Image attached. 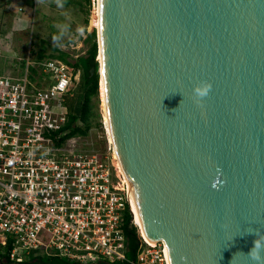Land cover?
I'll return each mask as SVG.
<instances>
[{
  "label": "water",
  "instance_id": "95a60500",
  "mask_svg": "<svg viewBox=\"0 0 264 264\" xmlns=\"http://www.w3.org/2000/svg\"><path fill=\"white\" fill-rule=\"evenodd\" d=\"M113 145L168 264L264 246V0H96ZM99 56L101 60H99ZM210 85L206 97L194 88ZM264 256V251H262Z\"/></svg>",
  "mask_w": 264,
  "mask_h": 264
},
{
  "label": "built area",
  "instance_id": "2783aa9c",
  "mask_svg": "<svg viewBox=\"0 0 264 264\" xmlns=\"http://www.w3.org/2000/svg\"><path fill=\"white\" fill-rule=\"evenodd\" d=\"M75 72L58 58L27 57L18 74L0 73V253L14 263L38 256L124 261L127 212L138 236L129 262L168 264L164 242L140 231L99 92L98 122L86 134L64 127Z\"/></svg>",
  "mask_w": 264,
  "mask_h": 264
},
{
  "label": "rangeland",
  "instance_id": "374dc122",
  "mask_svg": "<svg viewBox=\"0 0 264 264\" xmlns=\"http://www.w3.org/2000/svg\"><path fill=\"white\" fill-rule=\"evenodd\" d=\"M25 1L31 4V9L18 14L14 7L16 1L0 0V49L5 55L0 58V72L18 74L25 68L26 58L36 60L39 52L49 56L63 51L70 62L87 56L89 45L84 39L87 32L96 30L90 26L96 0H72L70 3L67 0H38L36 8L32 0ZM86 65L84 58L77 60L75 84ZM93 101L97 107L95 97Z\"/></svg>",
  "mask_w": 264,
  "mask_h": 264
},
{
  "label": "trees",
  "instance_id": "16d2710c",
  "mask_svg": "<svg viewBox=\"0 0 264 264\" xmlns=\"http://www.w3.org/2000/svg\"><path fill=\"white\" fill-rule=\"evenodd\" d=\"M72 0H67L70 3ZM75 1V0H74ZM76 2H79L76 1ZM90 2V0H86ZM85 42L88 43L87 56L79 57L77 60L84 58L87 62L89 57L96 56L98 51V43L96 40V30L93 29L91 32L86 33ZM44 57L58 58L65 63L75 67L77 69V60L75 62H70L67 59V54L63 51L53 52L49 56H45L43 52H39L36 56L37 59H42ZM88 65L86 69L80 74L77 84L73 88V94L71 97L65 99V104L68 109V120L65 124V129H69V134L81 133L86 134L90 126L98 122V113L95 107V97L97 103L98 96V73L97 71L88 77L87 73ZM35 72V69H31ZM95 107V108H94ZM80 123V124H78ZM123 230L126 237V258L124 261H108L107 259H100L94 263H81L78 261L69 260L64 257H31L20 263L11 262L6 253L1 254L2 264H132L129 260H133L136 255V250L138 246V236L136 229L130 225V215L125 213L123 219Z\"/></svg>",
  "mask_w": 264,
  "mask_h": 264
},
{
  "label": "bare ground",
  "instance_id": "6f19581e",
  "mask_svg": "<svg viewBox=\"0 0 264 264\" xmlns=\"http://www.w3.org/2000/svg\"><path fill=\"white\" fill-rule=\"evenodd\" d=\"M95 1V0H94ZM93 11H92V16H91V19H90V26L93 25V27H97L99 29V22H100V15H99V5L95 4L94 3V6H93ZM99 60H101V57L99 56ZM99 94H100V99H101V103H102V108L105 110V113H104V120L106 122H108V117H107V109H106V103H105V87H104V82H103V77L101 76V79L99 80ZM111 134V132H110ZM110 139L112 141V136L110 135ZM114 156L117 158L116 160V166L118 167L119 170H121L123 173V169H122V165L120 163V160L118 159V156L116 154V151H115V154ZM126 179V177H125ZM136 208V206H135ZM136 214V218L140 224V228H141V233L145 236L144 234V231H143V225H142V222H141V219H140V216L138 214V210L136 209L135 210Z\"/></svg>",
  "mask_w": 264,
  "mask_h": 264
},
{
  "label": "clouds",
  "instance_id": "9594fccd",
  "mask_svg": "<svg viewBox=\"0 0 264 264\" xmlns=\"http://www.w3.org/2000/svg\"><path fill=\"white\" fill-rule=\"evenodd\" d=\"M210 90V85H198L194 88V99L199 102L203 97H206ZM264 246L256 243L248 252L253 264H264V256H262Z\"/></svg>",
  "mask_w": 264,
  "mask_h": 264
},
{
  "label": "crops",
  "instance_id": "0c3cea01",
  "mask_svg": "<svg viewBox=\"0 0 264 264\" xmlns=\"http://www.w3.org/2000/svg\"><path fill=\"white\" fill-rule=\"evenodd\" d=\"M31 4H29L28 2H26L25 0H16V2H15V8H17V12H18V14L19 13H27V10H30L31 9V7L32 6H30ZM21 8H22V12H20L19 10H21ZM19 9V10H18ZM3 72V71H2ZM2 72H0V73H2Z\"/></svg>",
  "mask_w": 264,
  "mask_h": 264
}]
</instances>
